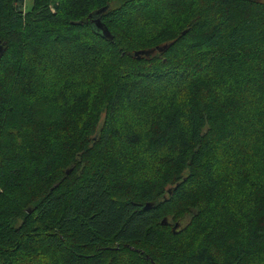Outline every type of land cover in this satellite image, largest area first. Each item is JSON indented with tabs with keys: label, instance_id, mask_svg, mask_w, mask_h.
<instances>
[{
	"label": "trees",
	"instance_id": "obj_1",
	"mask_svg": "<svg viewBox=\"0 0 264 264\" xmlns=\"http://www.w3.org/2000/svg\"><path fill=\"white\" fill-rule=\"evenodd\" d=\"M36 1L0 0V264H264V0Z\"/></svg>",
	"mask_w": 264,
	"mask_h": 264
},
{
	"label": "rangeland",
	"instance_id": "obj_2",
	"mask_svg": "<svg viewBox=\"0 0 264 264\" xmlns=\"http://www.w3.org/2000/svg\"><path fill=\"white\" fill-rule=\"evenodd\" d=\"M203 3L205 5H207V7H208L207 9H211V13H212L213 17L217 18V17L222 15L221 9H217V8L213 7L211 5V3L209 2V0H203ZM36 4H37L36 0H23V4L20 7V11L23 12V13L26 12L27 10L31 11L32 7L35 6ZM41 4H44V2H41ZM116 7H117V5H113V4L110 5L111 9H115ZM48 8H51V5L49 3H48ZM36 9H38V7ZM196 15H197V12L194 11L193 17H195ZM133 164H134V171H135L134 177L136 179V180L134 179V184H136V183L138 184L139 183V185L142 188H152L153 186L158 184V174L156 176H153V177H148L142 172H137L136 171L137 170V165L135 164V162H133ZM65 174H66V176L69 174L68 170L65 172ZM170 187L171 186L169 184H166V185L163 186L162 191H165V190L169 191L168 189ZM117 196H118V194H117ZM158 199H160V198H158ZM185 222H186V219H182L181 223L184 224ZM15 223L18 224L19 220H17Z\"/></svg>",
	"mask_w": 264,
	"mask_h": 264
},
{
	"label": "water",
	"instance_id": "obj_3",
	"mask_svg": "<svg viewBox=\"0 0 264 264\" xmlns=\"http://www.w3.org/2000/svg\"><path fill=\"white\" fill-rule=\"evenodd\" d=\"M99 14L98 11H95L94 12V18L92 19L94 25H95V28L96 29H99L101 31V33H104L105 34V29L101 26V24L98 23V20L96 18V16ZM185 32H182L181 34H184ZM166 48V45H162V46H157L153 49H148V50H140V51H136V52H133V56L135 58H139V56H149L150 54L153 53V51H156V52H162L164 49ZM150 206L148 204H145L143 209H148ZM166 224V221H165V218H162V220L160 221V225H165ZM177 227V224L175 223L172 228H171V231L173 232Z\"/></svg>",
	"mask_w": 264,
	"mask_h": 264
}]
</instances>
